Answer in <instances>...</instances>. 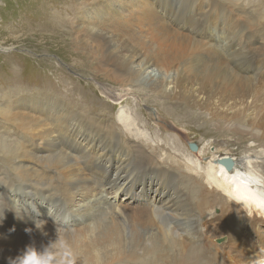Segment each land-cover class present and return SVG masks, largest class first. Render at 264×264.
Listing matches in <instances>:
<instances>
[{
  "label": "bare ground",
  "instance_id": "obj_1",
  "mask_svg": "<svg viewBox=\"0 0 264 264\" xmlns=\"http://www.w3.org/2000/svg\"><path fill=\"white\" fill-rule=\"evenodd\" d=\"M175 3L86 0L70 24L80 46L118 71L116 83L140 81L139 102L172 108V120L161 111L146 115L162 130L182 127L188 135L191 115L211 123L214 151L182 158L158 142L145 146L132 133L136 116L120 111L110 119L103 107L66 100L63 90L11 84L0 103L1 137L12 128L21 136L10 139L6 154L16 182L0 176V207H10L0 224V264L29 244L46 246L57 227L70 238L76 264H264V0ZM144 86L151 92L141 96ZM114 91L105 93L125 100ZM194 156H207L210 169L192 165ZM226 157L230 170L219 162ZM93 177L112 198L123 192L129 199L104 200ZM131 201L132 224L108 220H121ZM38 220L47 221V235L35 229ZM144 253L150 260L136 255Z\"/></svg>",
  "mask_w": 264,
  "mask_h": 264
},
{
  "label": "rangeland",
  "instance_id": "obj_2",
  "mask_svg": "<svg viewBox=\"0 0 264 264\" xmlns=\"http://www.w3.org/2000/svg\"><path fill=\"white\" fill-rule=\"evenodd\" d=\"M85 1L0 0V103L3 101V92L6 89L8 90L11 84L13 90L15 89L12 87L13 85L19 87V89L15 90L27 88L29 91H37L39 87L44 86L47 89L51 88L59 92L63 90L64 93L60 94L66 100L72 99L78 101L82 106H87L92 110L103 107L110 114V119L114 117L115 120H119L118 114L120 111H123L124 115L127 116H136L135 118L139 121L134 119L135 125L133 126L132 133H138L143 139L140 142L145 144V146L158 142L167 150L178 154L182 158L189 156L191 150L188 148V144L190 142L198 144L196 145L197 153H200L203 148H206L205 151L207 153L214 151L212 146L207 145L210 141L217 138V135L211 123L208 125L203 122L204 117L198 122H193L194 120H192L191 115L189 122H186L188 135L182 127H179L180 129L177 133L175 131L162 130L154 116L151 119L150 116L146 115L150 111H161L163 117L172 120V108L162 104L159 100L144 99L139 102L133 94H138L137 90L143 87L140 81L123 83V85L116 83L115 78L118 71L106 69L104 63L98 57L92 56L77 43L76 34L70 22L79 15V11L82 9L81 6ZM170 1L172 4L175 3V0ZM180 6L182 5L180 4ZM188 10L186 8L183 13ZM56 20H65V22L57 23ZM66 20H69V23H66ZM48 34L51 36H47ZM43 35H46L45 39ZM142 39L143 41L146 40V38ZM217 47L222 51L220 45H217ZM222 53L227 57L228 50L226 53L223 51ZM147 71H150V69H146ZM58 78H64L61 80L63 82H60L61 89L57 87L59 84ZM54 83H56L57 88L53 87ZM103 87L108 90L103 89ZM113 90H115L114 93L117 92L116 94L120 95L126 93L124 96L125 100L121 102V98L120 100H115L108 96V91ZM142 91L144 93H141V96L147 92H151L148 86H144V90ZM152 99H154L153 96ZM143 102L146 105H143ZM166 119L164 120V125H169ZM2 125L0 123V176L4 177L6 182L15 183L16 181L11 176L9 165L6 162V154L9 149L10 139L14 137L20 138L21 132L12 128L8 134H5L4 140L1 137L3 134L1 131ZM130 139L133 142L139 143L136 137ZM141 146L143 147V145ZM232 148L236 149V147ZM196 151H191V153ZM202 156L203 152L198 155L199 160ZM205 158L200 162L194 156V158L191 157V162H189L196 166L197 169L209 170L210 168H207L206 164L208 161L207 156ZM172 167L180 169L175 164H172ZM108 181L103 180L104 183ZM92 182L93 188H102L98 189V191L102 190V193L98 194L104 200L107 199L106 201L113 199L114 201L122 202L125 199H129L128 196L123 197V192L117 195V197L112 198L111 196L113 195L111 194L110 187L106 190L104 185L99 183L95 177L92 178ZM95 191L97 192V190ZM131 204L132 201L128 205L121 207V220L114 218H108V220L110 222L122 223L123 227L124 222L132 224L131 221H128L127 215V213L133 210L130 206ZM151 206H146V208ZM80 223L84 224L83 222ZM136 255L150 260L147 253Z\"/></svg>",
  "mask_w": 264,
  "mask_h": 264
},
{
  "label": "clouds",
  "instance_id": "obj_3",
  "mask_svg": "<svg viewBox=\"0 0 264 264\" xmlns=\"http://www.w3.org/2000/svg\"><path fill=\"white\" fill-rule=\"evenodd\" d=\"M5 208L10 207H0V224L3 223V209ZM46 223L47 221L44 220L36 221L35 229L47 235L44 231ZM54 223L57 225L55 218ZM14 230V228L10 229V231ZM25 231L31 233L33 229L28 228ZM77 259L78 254L70 238L67 234L61 235L57 227V238L55 240L50 241L46 246L40 249L33 244H29L23 252L14 259L9 258V264H76Z\"/></svg>",
  "mask_w": 264,
  "mask_h": 264
},
{
  "label": "water",
  "instance_id": "obj_4",
  "mask_svg": "<svg viewBox=\"0 0 264 264\" xmlns=\"http://www.w3.org/2000/svg\"><path fill=\"white\" fill-rule=\"evenodd\" d=\"M188 148L191 150V151H196L197 147L194 143L190 142L188 144ZM220 164H222L225 168H227L228 170L231 169L232 165H233V162L231 160V158H221L219 160Z\"/></svg>",
  "mask_w": 264,
  "mask_h": 264
}]
</instances>
